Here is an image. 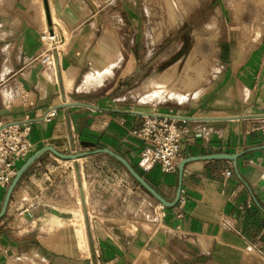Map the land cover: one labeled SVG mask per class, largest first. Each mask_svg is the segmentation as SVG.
I'll return each instance as SVG.
<instances>
[{
	"label": "crops",
	"instance_id": "0c3cea01",
	"mask_svg": "<svg viewBox=\"0 0 264 264\" xmlns=\"http://www.w3.org/2000/svg\"><path fill=\"white\" fill-rule=\"evenodd\" d=\"M50 3L55 40L46 38L43 1L8 0L0 13V126L28 123L33 153L49 145L80 152L83 141L109 148L168 201L179 172L139 165L144 142L133 132L147 115L239 117L187 121L183 158L243 154L236 163L186 164L180 202L163 207L107 154L46 153L0 220V264H264V148L256 149L264 146V27L254 48L222 59L208 90L176 107L143 109L106 89L112 76L91 83L93 73L115 74L123 57L107 0Z\"/></svg>",
	"mask_w": 264,
	"mask_h": 264
},
{
	"label": "rangeland",
	"instance_id": "374dc122",
	"mask_svg": "<svg viewBox=\"0 0 264 264\" xmlns=\"http://www.w3.org/2000/svg\"><path fill=\"white\" fill-rule=\"evenodd\" d=\"M5 1L0 0V13ZM253 1L107 0L109 30L123 39V57L115 74L93 73L92 85L112 76L106 89H118L143 109L176 107L199 96L216 81L222 59L255 47ZM155 80L168 83L169 92ZM156 91L163 94L154 96Z\"/></svg>",
	"mask_w": 264,
	"mask_h": 264
},
{
	"label": "built area",
	"instance_id": "2783aa9c",
	"mask_svg": "<svg viewBox=\"0 0 264 264\" xmlns=\"http://www.w3.org/2000/svg\"><path fill=\"white\" fill-rule=\"evenodd\" d=\"M49 40H55L56 34H46ZM52 55L45 58L51 60ZM56 115L52 110L46 115L51 120ZM172 114L147 115L134 135L144 142L139 165L148 171L160 165L164 173H176L178 163L183 158L182 141L188 133L187 120L171 117ZM31 126L28 123H11L0 126V194L5 193L21 164L33 153L30 140ZM257 139H254V141ZM230 173V172H228Z\"/></svg>",
	"mask_w": 264,
	"mask_h": 264
},
{
	"label": "water",
	"instance_id": "95a60500",
	"mask_svg": "<svg viewBox=\"0 0 264 264\" xmlns=\"http://www.w3.org/2000/svg\"><path fill=\"white\" fill-rule=\"evenodd\" d=\"M43 5L45 9V15L48 25V32L51 36L56 34L54 24H53V17L51 13V6L49 0H43ZM171 117L177 119H184L187 121H195V120H202V119H234L239 117H223V118H193V117H186V116H177L172 115ZM82 145L86 148L84 151L80 152H73V153H62L58 151L53 146H45L38 151L34 152L19 168L17 174L15 175L14 179L12 180L9 187L6 189L2 207L0 209V220L6 215L12 195L23 178L26 172L46 153H52L57 158L62 160H78L80 158L96 155V154H107L121 163L127 171L131 174V176L150 194L152 195L163 207H175L181 199L182 194V185H183V176L186 164L197 161L200 159H226L231 160L236 163L237 159L243 153H235V154H213L208 156H193V157H186L179 161L178 163V172H179V184L176 192V197L173 201H168L161 193H159L153 186H151L147 180L144 178L141 173L137 171V169L122 155L119 153L105 147L97 148L96 145L89 141H83ZM264 146L257 147L256 149H263Z\"/></svg>",
	"mask_w": 264,
	"mask_h": 264
},
{
	"label": "bare ground",
	"instance_id": "6f19581e",
	"mask_svg": "<svg viewBox=\"0 0 264 264\" xmlns=\"http://www.w3.org/2000/svg\"><path fill=\"white\" fill-rule=\"evenodd\" d=\"M42 1L43 0H41V4H42ZM49 1H51V0H49ZM169 2V1H168ZM254 2V4H253V6L252 7H250L251 8V11H252V13H250V15H252V16H250V18L249 19H251V22H252V29H253V38L254 39H256V38H259V36H260V34H261V32L263 31V27H264V0H255V1H253ZM171 4H173L172 3V0H171ZM170 4V5H171ZM178 4V3H177ZM43 5V4H42ZM174 5V4H173ZM44 6V5H43ZM50 6H51V3H50ZM176 6V5H175ZM175 6H174V8H175ZM51 7H53V6H51ZM171 8V7H170ZM172 9H173V6H172ZM45 10V9H44ZM52 10V9H51ZM171 10V9H170ZM176 11V10H175ZM250 11V12H251ZM44 15V19H45V17H46V15H45V11H43L42 12ZM177 16L178 17H181V13L180 12H178L177 13ZM52 17H53V19H57L56 18V11H55V9L53 8V13H52ZM249 17V16H248ZM182 18V17H181ZM180 19V18H179ZM46 20V19H45ZM54 21V20H53ZM56 22H57V20H56ZM250 22V23H251ZM57 23H59V21L57 22ZM58 33V32H57ZM251 40V39H250ZM200 51H201V47L199 46L198 48H197V50H196V53L198 54V53H200ZM199 56V55H198ZM197 56V57H198ZM208 57V56H207ZM194 60V59H193ZM192 62V61H191ZM209 63V62H208ZM189 65V64H188ZM205 65H207V64H205ZM198 68H200V67H198ZM201 69V68H200ZM204 70V69H203ZM194 72V71H193ZM189 75V74H188ZM196 76H198V75H196ZM200 79H201V77H200ZM165 82V81H164ZM164 82H160V81H158V80H155L154 81V84H156V85H163L164 87L168 84V83H164ZM198 82V81H197ZM169 90H170V88H169V86L167 85L166 86V89L164 90V91H162V92H169ZM162 92H158V91H156V92H154V96H159V95H162L163 93Z\"/></svg>",
	"mask_w": 264,
	"mask_h": 264
}]
</instances>
